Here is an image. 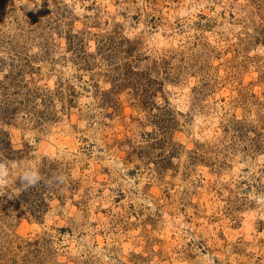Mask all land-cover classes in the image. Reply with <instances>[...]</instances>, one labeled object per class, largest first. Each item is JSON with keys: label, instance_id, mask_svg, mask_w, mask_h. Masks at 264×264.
Segmentation results:
<instances>
[{"label": "rangeland", "instance_id": "obj_1", "mask_svg": "<svg viewBox=\"0 0 264 264\" xmlns=\"http://www.w3.org/2000/svg\"><path fill=\"white\" fill-rule=\"evenodd\" d=\"M0 159V264H264V0H0Z\"/></svg>", "mask_w": 264, "mask_h": 264}, {"label": "clouds", "instance_id": "obj_2", "mask_svg": "<svg viewBox=\"0 0 264 264\" xmlns=\"http://www.w3.org/2000/svg\"><path fill=\"white\" fill-rule=\"evenodd\" d=\"M10 162L5 159H0V188L5 187L9 182L10 177ZM19 171V181L21 186L26 190L30 187H35L45 178L42 176L39 168L34 163L20 162L15 165ZM66 177L56 175L52 179L47 180L49 185L63 184Z\"/></svg>", "mask_w": 264, "mask_h": 264}]
</instances>
